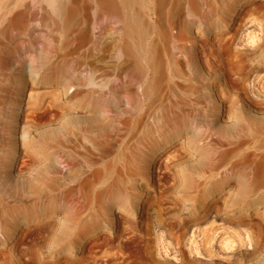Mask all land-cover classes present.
Masks as SVG:
<instances>
[{
    "label": "rangeland",
    "instance_id": "1",
    "mask_svg": "<svg viewBox=\"0 0 264 264\" xmlns=\"http://www.w3.org/2000/svg\"><path fill=\"white\" fill-rule=\"evenodd\" d=\"M141 10L138 49L110 0H0V264H264L225 177L264 137V0Z\"/></svg>",
    "mask_w": 264,
    "mask_h": 264
},
{
    "label": "bare ground",
    "instance_id": "2",
    "mask_svg": "<svg viewBox=\"0 0 264 264\" xmlns=\"http://www.w3.org/2000/svg\"><path fill=\"white\" fill-rule=\"evenodd\" d=\"M49 6L50 12L54 16H60L63 11V5L65 0H44ZM113 4V9L119 16V22L121 24L124 43L127 46H136L138 49L144 43L141 42V37H145L144 31L141 29L142 20V7L145 0H110ZM101 2L98 1L97 5V17L99 26H101ZM144 45V44H143ZM254 118L247 119L246 122L239 124V136L235 140L239 146L237 151L238 159L240 156H249L247 152L252 153V161L249 165L238 166L237 163L232 164L228 158L225 165V177L227 181L233 179L236 186L237 203L242 208L250 207L251 211H257L259 208L264 209V137L259 140L251 141L250 149L241 148L240 145L249 136L248 131L251 129L254 122ZM257 135V134H256ZM246 136V137H244ZM244 140L242 141L241 138ZM241 138V139H240ZM234 141L231 140L230 132L227 130L225 136V151L229 156L231 144ZM237 230L232 231L240 242L254 240V229L250 221L245 220L243 217L236 222Z\"/></svg>",
    "mask_w": 264,
    "mask_h": 264
}]
</instances>
